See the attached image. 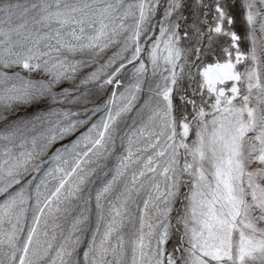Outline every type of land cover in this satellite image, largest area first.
<instances>
[{
	"label": "snow or ice",
	"instance_id": "snow-or-ice-1",
	"mask_svg": "<svg viewBox=\"0 0 264 264\" xmlns=\"http://www.w3.org/2000/svg\"><path fill=\"white\" fill-rule=\"evenodd\" d=\"M0 264H264V0H0Z\"/></svg>",
	"mask_w": 264,
	"mask_h": 264
},
{
	"label": "rangeland",
	"instance_id": "rangeland-1",
	"mask_svg": "<svg viewBox=\"0 0 264 264\" xmlns=\"http://www.w3.org/2000/svg\"><path fill=\"white\" fill-rule=\"evenodd\" d=\"M235 15H236V18H237L236 28H237L238 32L243 36L245 34V32H246V28H245V25L242 23V20H241V10L239 8H237L235 10ZM248 46L249 45H248L247 41L242 42L241 47L243 49L246 50L248 48ZM55 147H59V144L55 145L53 147V149L50 150L49 154L51 153V151H54L55 150Z\"/></svg>",
	"mask_w": 264,
	"mask_h": 264
}]
</instances>
